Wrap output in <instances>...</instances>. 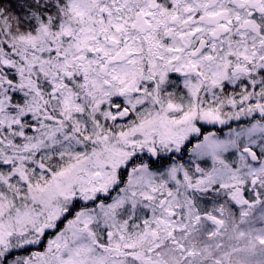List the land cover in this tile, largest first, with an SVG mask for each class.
<instances>
[{
  "label": "snow or ice",
  "instance_id": "obj_1",
  "mask_svg": "<svg viewBox=\"0 0 264 264\" xmlns=\"http://www.w3.org/2000/svg\"><path fill=\"white\" fill-rule=\"evenodd\" d=\"M0 264H264V0H0Z\"/></svg>",
  "mask_w": 264,
  "mask_h": 264
},
{
  "label": "trees",
  "instance_id": "obj_2",
  "mask_svg": "<svg viewBox=\"0 0 264 264\" xmlns=\"http://www.w3.org/2000/svg\"><path fill=\"white\" fill-rule=\"evenodd\" d=\"M226 130V129H225Z\"/></svg>",
  "mask_w": 264,
  "mask_h": 264
}]
</instances>
